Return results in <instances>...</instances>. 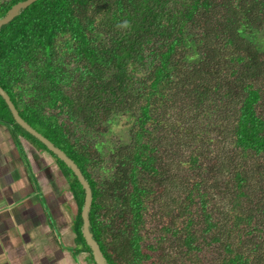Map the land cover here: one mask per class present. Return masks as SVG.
<instances>
[{
  "label": "trees",
  "instance_id": "trees-1",
  "mask_svg": "<svg viewBox=\"0 0 264 264\" xmlns=\"http://www.w3.org/2000/svg\"><path fill=\"white\" fill-rule=\"evenodd\" d=\"M0 87L87 180L107 264H264V0H37L0 28ZM0 124L68 178L93 261L77 178L1 96Z\"/></svg>",
  "mask_w": 264,
  "mask_h": 264
},
{
  "label": "crops",
  "instance_id": "crops-1",
  "mask_svg": "<svg viewBox=\"0 0 264 264\" xmlns=\"http://www.w3.org/2000/svg\"><path fill=\"white\" fill-rule=\"evenodd\" d=\"M15 136L0 124V264H94L79 251L68 178L48 152Z\"/></svg>",
  "mask_w": 264,
  "mask_h": 264
},
{
  "label": "water",
  "instance_id": "water-1",
  "mask_svg": "<svg viewBox=\"0 0 264 264\" xmlns=\"http://www.w3.org/2000/svg\"><path fill=\"white\" fill-rule=\"evenodd\" d=\"M37 0H23L13 4L4 14L3 17L0 18V28L11 21L15 16H17L22 10L28 7L30 4ZM0 96L5 101L8 109L11 112V115L14 119V122L19 125L22 129L40 141L49 152L55 155L60 161L64 163V165L69 168L74 176L77 178L80 183L83 191H84V201L80 211V217L82 219V225L80 228L81 235L84 239L85 244L89 247L92 259L94 264H107L105 257L103 256L98 243L93 238V235L90 231V223H89V211L92 201V194L90 186L87 180L84 178L78 166L71 160L61 149L56 147L50 140L36 131L33 127H31L25 120H23L15 106L11 102L8 94L0 87Z\"/></svg>",
  "mask_w": 264,
  "mask_h": 264
},
{
  "label": "rangeland",
  "instance_id": "rangeland-1",
  "mask_svg": "<svg viewBox=\"0 0 264 264\" xmlns=\"http://www.w3.org/2000/svg\"><path fill=\"white\" fill-rule=\"evenodd\" d=\"M0 2H1V0H0ZM125 135L126 134H123L121 136H116L115 138H112L109 141H113V142H117L120 140L126 141L127 136H125ZM221 150L223 153L225 148L222 147ZM218 153H220V149H219ZM262 182H263V178L261 176L256 180H252V183L254 184L253 186H254L255 192H257L259 190L260 185L263 184ZM213 183L217 184V181H215V179H214ZM166 212H167V209L165 207L160 206V204L150 206L146 219L151 222L150 225L153 226V228H152L153 230L151 229L153 232H156L158 229V227L156 226L157 222L165 221L164 213H166ZM247 245H249V243H247ZM164 246L167 247L166 251L169 254V255L166 254V258L168 259V261L173 262L176 259V257L173 255L174 249L176 247V243H174L173 241H171V242L169 241ZM259 251L264 252V244L260 245Z\"/></svg>",
  "mask_w": 264,
  "mask_h": 264
}]
</instances>
